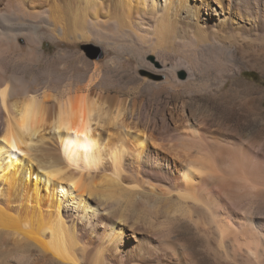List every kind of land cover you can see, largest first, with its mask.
Masks as SVG:
<instances>
[{"label": "bare ground", "instance_id": "bare-ground-1", "mask_svg": "<svg viewBox=\"0 0 264 264\" xmlns=\"http://www.w3.org/2000/svg\"><path fill=\"white\" fill-rule=\"evenodd\" d=\"M46 40L90 75L65 79ZM89 43L166 92L228 83L264 120V89L238 78L264 75V0H0V264H190L164 231L177 219L224 261L264 264V142L110 95Z\"/></svg>", "mask_w": 264, "mask_h": 264}, {"label": "rangeland", "instance_id": "rangeland-1", "mask_svg": "<svg viewBox=\"0 0 264 264\" xmlns=\"http://www.w3.org/2000/svg\"><path fill=\"white\" fill-rule=\"evenodd\" d=\"M77 50H80L89 62L96 61L99 64L105 83L111 87L110 90L108 89L110 95L127 99L132 105L143 103L142 105L146 111L148 110V113L150 112L158 117L163 115L162 109L164 107L173 108L176 106L180 108L182 103L186 102L187 111L195 116L198 121L203 122L205 120L204 122L209 127L215 128L214 130L228 126V130L234 132L233 134L237 138L243 139L246 137L247 141L260 140L258 144L264 142V120L245 112L243 108L245 106L244 95L237 91L233 92L228 83L225 89L218 91V93L214 91V82L209 83L211 88L205 92H194L190 89L166 92L160 86L152 87L143 79L144 71L140 70L138 74L134 59L125 52L117 53L108 49L107 54L104 55L97 46L91 43L80 45ZM42 51L49 59H52L58 53L65 55L66 59L59 64L60 67L66 69L65 79L75 78L76 74L83 71L87 73L90 70L88 76L91 73L90 67L85 66L82 59L79 58V54L69 48L58 47L55 42L46 40ZM150 59L151 57H147V60ZM105 62L110 66L108 69L105 67ZM239 64L242 67V74L238 78L246 83L256 85L257 88L264 89V75L242 63ZM208 73L204 71V75L199 76L197 79V84L207 82L209 80ZM178 77L182 78L183 75L178 73ZM250 142H253V140ZM164 228V231L183 247L190 264H231L224 261L217 254L216 245L212 239L203 238L186 222L177 219L166 224Z\"/></svg>", "mask_w": 264, "mask_h": 264}]
</instances>
